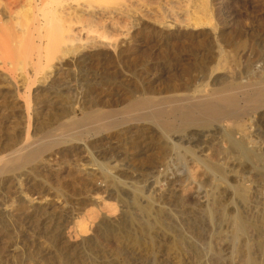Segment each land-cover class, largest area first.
Listing matches in <instances>:
<instances>
[{
    "label": "rangeland",
    "instance_id": "rangeland-1",
    "mask_svg": "<svg viewBox=\"0 0 264 264\" xmlns=\"http://www.w3.org/2000/svg\"><path fill=\"white\" fill-rule=\"evenodd\" d=\"M176 1L62 0L86 32L37 78L61 74L76 90L73 116L67 94L40 100L27 146L22 102L0 94V160L41 150L0 175V264H264V112L239 102L238 120L174 140L147 117L172 97L191 104L212 79L264 77V0ZM15 75L20 85L24 71ZM2 78L0 68L6 92Z\"/></svg>",
    "mask_w": 264,
    "mask_h": 264
},
{
    "label": "bare ground",
    "instance_id": "bare-ground-1",
    "mask_svg": "<svg viewBox=\"0 0 264 264\" xmlns=\"http://www.w3.org/2000/svg\"><path fill=\"white\" fill-rule=\"evenodd\" d=\"M97 1H101L107 4L108 1H112V0H97ZM155 1L158 2L160 0H155ZM183 2H184L183 0H177L176 1L177 4L172 2V5L176 4L177 6H182L180 4ZM176 5L175 7L177 8ZM183 5H185V3ZM125 6L122 7L123 9H121V13L123 12L122 10H124L123 13L127 11L128 8L126 7L127 8L126 9ZM175 7L170 8V9L168 8L169 10L168 9L166 10L167 15H169L168 17L169 19L172 18L175 20L178 17V15H180V13L182 14L181 12L182 10L180 9V13H179V8L178 10H175L176 9ZM186 7L187 5L184 7V10ZM124 8L126 9V11ZM189 8L190 7H187L186 9H189ZM71 13L64 11V8L62 6V0H0V68L1 70H3L4 77H5V78H2L3 79L2 81L6 82L8 86L7 91L6 92L0 91V94L2 95L3 93H5L4 96L7 95L8 97L12 98L13 105H16V104H19V102L20 103L22 102L21 104L24 107V113H25L24 116L26 117V121H27V129L25 132L27 146L32 145L31 144L32 141L29 142L30 136L32 135L31 133L33 132V129L30 127L31 119L43 111V108L41 107L37 108L38 102H40V100L43 101L46 98H50V96L52 95L59 97L61 95L67 94L68 96H71L70 98L71 106L66 112H64V115L73 116L74 111H75L74 105L76 103V97H77L75 94L76 90L74 91L72 87L62 82L61 80L62 78L60 76L61 74L59 76H54L46 84L42 83L45 81V80L42 81L43 78H37L38 75H40L45 68H50V64L53 62V60L57 58L58 54H61L63 56L69 55V54L74 55V53H76V51L78 50L77 48L78 46H76L75 48L73 44L80 39L79 34H81L82 32H86V29L85 31H82L81 29L84 30L83 27L81 29L74 28V24L77 23L78 17H75ZM188 17H189V14H188ZM185 18H187L186 15H184V19L182 18L183 20L181 22L184 23ZM180 19H181V16H180ZM178 21H179V18H178ZM177 26H179V24ZM177 29H180V28L178 27ZM211 31L209 33H211V36H212V33L214 32H211ZM52 42L54 43L51 44ZM49 44L52 45L51 46L52 49L50 48ZM54 44H56L55 46L56 48L54 47ZM61 45L63 48L60 47ZM22 49H24V51ZM20 54H22L24 57H20L21 56ZM20 58H22V60H20ZM17 68H21L24 71V78L22 79V82L20 83V85L16 81L15 71L17 70ZM260 76L256 78L255 80L252 79L253 81L251 79L246 81V84L243 83L244 85H242L241 82L237 83L235 80H231L232 82H230V84L225 85V83H220L219 87H214L215 80L212 79L211 82L207 85V86H210L209 90H201L197 93L198 95L196 94L197 96L195 97L190 96L191 98H193V102L191 104L188 103L187 100L189 99L187 97H186L187 99L186 103H183L184 101L182 102L181 101L182 99L180 100V98L172 97L169 99V105L166 108L162 107L163 108L162 110V108L160 107L161 109L158 108L157 110V108H155L154 106L155 109L154 108L153 109L157 111L156 112L153 111L155 113L152 114V116H150L151 114L149 115L146 114V115L149 118L151 117V120L149 119L148 120L154 127L160 130L163 136L167 135V136L173 137V140H174L190 130H194V129L195 130L196 129L208 130V129L214 128L215 126L221 125L224 121L238 120L243 115L242 113V115H240L239 118H237L236 115H238L240 112L239 113L237 112L238 114H235L236 113L235 108H238L240 106L239 102H242L245 105V106H242V108L244 107L245 109H248V111H254L255 114L256 112L263 113L264 112V77H262V75ZM38 80L40 81V83H42L41 85L39 84ZM47 80L48 78L46 79V81ZM236 90L237 91L243 90V91L241 92V95H238L239 93L237 94ZM15 96L17 97L15 98ZM144 100H141L138 103L139 106L144 103L143 102ZM152 101L150 100L149 102L155 105L154 104L155 102H152ZM189 102L191 101L189 100ZM135 104H133V106H135ZM144 106L142 105L141 107L144 108ZM129 107H132V106H129ZM129 107L127 108V111H126L127 113H129L128 112ZM141 107H139V109H141ZM134 109L138 110V108H135V107ZM237 111H239V109ZM248 111L246 110V112ZM96 113L94 114L97 116L98 113L97 114ZM104 113L110 114L108 112H104ZM89 114L92 115V113H89ZM131 114H127V115H131ZM100 116H103V115H100ZM84 117L87 118L89 116L88 115L86 116L84 114ZM142 120H143V117H142ZM66 122H68V120ZM77 123L81 125L79 120L77 121ZM77 123L73 118H71L69 119V122L67 123L68 125L67 127L74 128ZM237 124L238 123H236V125ZM236 125H235V128H236ZM114 126L112 125V127ZM53 132L54 131H52V135H53ZM78 135H75L76 137L73 140L80 142L81 140V139L79 140L80 135L79 136ZM227 137L229 138L228 139L229 144H231V146L235 150H237L238 153H240L241 157L245 159L248 155L246 156V152H245L246 150H245V147L242 141L235 139L231 134H227ZM171 142L175 143L174 141H171ZM49 143L52 144V142H49ZM35 145L36 144L34 143V146ZM48 146H50V144ZM38 152L34 148L24 154L22 153V150H18L14 153H11L7 158L1 159L0 160V175L3 173V171L8 166H10L9 169L11 170L13 169L11 168L13 166L21 167L22 165L25 164V162L33 161V159L37 157L36 154H38ZM250 156H253V155H250ZM250 156H249V159L250 158L252 159V157ZM245 225L247 224H244V222H242L241 220H237L236 222L237 229L243 234L247 233V231L245 232ZM85 240L86 239L82 238L83 242ZM175 244L177 245V248L179 249L182 248L180 243L177 242ZM251 261L252 263L255 262L253 260ZM251 261L248 262V264L249 263L252 264Z\"/></svg>",
    "mask_w": 264,
    "mask_h": 264
}]
</instances>
